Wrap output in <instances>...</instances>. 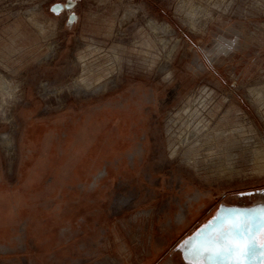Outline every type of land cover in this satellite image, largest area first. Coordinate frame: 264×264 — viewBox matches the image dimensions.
Listing matches in <instances>:
<instances>
[{
	"label": "rangeland",
	"instance_id": "rangeland-1",
	"mask_svg": "<svg viewBox=\"0 0 264 264\" xmlns=\"http://www.w3.org/2000/svg\"><path fill=\"white\" fill-rule=\"evenodd\" d=\"M67 1L0 0V264H192L264 206V0Z\"/></svg>",
	"mask_w": 264,
	"mask_h": 264
},
{
	"label": "snow or ice",
	"instance_id": "snow-or-ice-1",
	"mask_svg": "<svg viewBox=\"0 0 264 264\" xmlns=\"http://www.w3.org/2000/svg\"><path fill=\"white\" fill-rule=\"evenodd\" d=\"M229 211L241 215L233 216L227 227L211 236L197 234L196 243L190 238L185 246V259H191L192 264H199L201 260L204 264H261L264 261V245L258 257L249 259L250 253L255 252V230L264 228V206ZM245 240L247 243L242 247Z\"/></svg>",
	"mask_w": 264,
	"mask_h": 264
},
{
	"label": "water",
	"instance_id": "water-1",
	"mask_svg": "<svg viewBox=\"0 0 264 264\" xmlns=\"http://www.w3.org/2000/svg\"><path fill=\"white\" fill-rule=\"evenodd\" d=\"M73 2H71V1H67L65 4H60V3H56V4H54L53 6H52V10L54 11V12H59L60 10H62V9H69V8H71L72 6H73Z\"/></svg>",
	"mask_w": 264,
	"mask_h": 264
},
{
	"label": "bare ground",
	"instance_id": "bare-ground-1",
	"mask_svg": "<svg viewBox=\"0 0 264 264\" xmlns=\"http://www.w3.org/2000/svg\"><path fill=\"white\" fill-rule=\"evenodd\" d=\"M257 164V163H256ZM264 170V165L262 164L260 167H259V169H258V171H263ZM261 173V172H260Z\"/></svg>",
	"mask_w": 264,
	"mask_h": 264
},
{
	"label": "flooded vegetation",
	"instance_id": "flooded-vegetation-1",
	"mask_svg": "<svg viewBox=\"0 0 264 264\" xmlns=\"http://www.w3.org/2000/svg\"><path fill=\"white\" fill-rule=\"evenodd\" d=\"M68 1H71V2H73V3L75 2L74 0H68ZM73 6H74V4H73ZM65 10H66V9H65ZM60 11H61V10H60ZM207 233H208V232H207ZM201 236H202V235H201ZM242 260H243V259H242Z\"/></svg>",
	"mask_w": 264,
	"mask_h": 264
}]
</instances>
